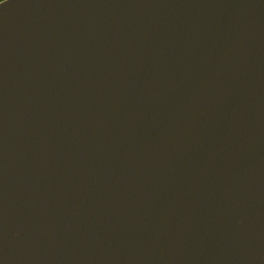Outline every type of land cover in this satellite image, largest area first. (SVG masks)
<instances>
[{
  "label": "water",
  "instance_id": "water-1",
  "mask_svg": "<svg viewBox=\"0 0 264 264\" xmlns=\"http://www.w3.org/2000/svg\"><path fill=\"white\" fill-rule=\"evenodd\" d=\"M0 264H264V0L1 1Z\"/></svg>",
  "mask_w": 264,
  "mask_h": 264
},
{
  "label": "clouds",
  "instance_id": "clouds-1",
  "mask_svg": "<svg viewBox=\"0 0 264 264\" xmlns=\"http://www.w3.org/2000/svg\"><path fill=\"white\" fill-rule=\"evenodd\" d=\"M5 3H6V2H3L2 5L5 4Z\"/></svg>",
  "mask_w": 264,
  "mask_h": 264
},
{
  "label": "trees",
  "instance_id": "trees-1",
  "mask_svg": "<svg viewBox=\"0 0 264 264\" xmlns=\"http://www.w3.org/2000/svg\"><path fill=\"white\" fill-rule=\"evenodd\" d=\"M1 1H3V0H1ZM1 1H0V2H1Z\"/></svg>",
  "mask_w": 264,
  "mask_h": 264
},
{
  "label": "rangeland",
  "instance_id": "rangeland-1",
  "mask_svg": "<svg viewBox=\"0 0 264 264\" xmlns=\"http://www.w3.org/2000/svg\"><path fill=\"white\" fill-rule=\"evenodd\" d=\"M1 1V0H0Z\"/></svg>",
  "mask_w": 264,
  "mask_h": 264
}]
</instances>
